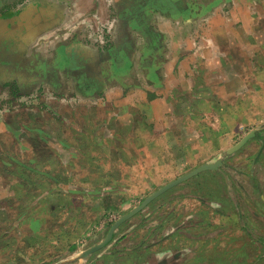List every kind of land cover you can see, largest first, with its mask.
I'll return each instance as SVG.
<instances>
[{
    "label": "crops",
    "instance_id": "0c3cea01",
    "mask_svg": "<svg viewBox=\"0 0 264 264\" xmlns=\"http://www.w3.org/2000/svg\"><path fill=\"white\" fill-rule=\"evenodd\" d=\"M263 52L264 0H25L0 18V174H5L1 190L18 191V207L26 190L33 191L28 206L40 205L42 198L52 200L61 175L68 179L80 159H100L102 147L117 140L126 141L128 149L135 145L134 154L137 149L138 154H146L140 149H152L148 140L170 142L177 136L191 158L199 151L184 134H201L197 140L203 144L212 140L211 133L213 140L231 139L240 130L235 126L250 124L249 118L241 117L252 110L253 98H248L247 88L235 91L226 80L240 79L245 84L251 76L263 81L264 66L249 70L254 62L264 63ZM244 63L248 64L242 68ZM255 87L253 93L263 94L260 86ZM218 90L236 99L228 104L219 98ZM211 114L223 119L224 132L207 122ZM177 119H182L184 129L173 134L171 126ZM101 121L104 133L97 134L94 128ZM139 128L151 137L138 135ZM261 129H248L224 152L233 159L241 150L240 162L227 169L237 176L247 175L251 185L240 187L244 184L235 182L222 193L210 188L194 197L190 206L182 203L174 229L150 231L143 240L132 238L135 229L126 238L128 250L112 264H236L242 256L247 260L244 264H259L264 257V186L252 173L264 170ZM250 134L240 148L230 151ZM89 140L103 145L89 147ZM248 143H258L260 149L244 153ZM179 150L168 152L184 156ZM126 155L131 157L128 151ZM245 157L246 166L241 161ZM256 157L253 165L250 158ZM216 161L215 169L200 173L213 172L223 166L220 160L196 168ZM41 183L48 186L42 195ZM9 236L0 234L4 252L0 264L15 257L20 262L37 259L35 250L23 256L22 233L17 234L22 246L10 245ZM158 238L157 248L153 245ZM249 239L255 254L249 251ZM90 248L65 250L56 263L111 264L105 261L108 253L86 255Z\"/></svg>",
    "mask_w": 264,
    "mask_h": 264
},
{
    "label": "rangeland",
    "instance_id": "374dc122",
    "mask_svg": "<svg viewBox=\"0 0 264 264\" xmlns=\"http://www.w3.org/2000/svg\"><path fill=\"white\" fill-rule=\"evenodd\" d=\"M24 1L0 0V18L17 9ZM247 64L244 63L242 68L246 67ZM249 66V70L253 71L255 67L259 69L261 66L263 68L264 63L254 62L253 65ZM261 80L252 78L251 76L245 78L247 82L245 84H241L240 79L234 78L231 80L232 82L226 80V82L231 84V88L234 86L235 91L241 92V88L243 90L247 88L250 95L248 98H253L249 109L252 110L248 112L244 111L241 117L245 120L249 118L250 124L245 127L235 126L234 129L238 128L240 130L237 134L232 133L234 136L231 139L227 137L225 140H213L215 135L211 133L210 137L212 140L206 144L197 140L199 134H184V137L188 136L187 143L199 151H195L197 154L191 158L186 157L187 152L179 145L177 136L171 138L170 142L166 139L163 142H160V140L156 142L148 140L147 144L150 145L148 147H152V149L150 150L144 146L143 149H140L145 150L146 154H138L139 149L134 154L133 148L135 147L136 149L135 145L133 148L128 149L126 141L117 140L114 143H109L110 146L108 147H102L104 149L99 152L101 155L100 159H96L93 162L91 160L84 162V158L80 160L78 158V168L75 169V172L69 176L67 174L68 179H65V175H61V182L56 183L58 189L54 191L56 194L53 195V199L42 198L40 205H27L33 201L32 197L29 196L33 193L32 190H26V198L22 201L20 207H18V191L10 189L1 190L0 188V234L3 235L4 232H7V235H10L7 241L13 247H17V245L22 246L20 243L21 239L17 241V234L22 233L25 238L23 247H25L26 253L23 256L27 257V253L33 250L37 252L34 255L37 258L35 260L20 262L23 260H18L15 257L12 261L9 260L7 264H57L56 261L58 262L59 257L62 256L65 250L72 253L73 251L76 252L82 248L87 249L99 244L104 239L110 226L146 196L205 162L220 160L223 166L213 172L206 171L199 173L185 183L168 190L143 210L122 223L114 231V236L110 242L96 253L102 251V254H110L105 259L106 263L120 262V255L124 254L121 252L128 250L130 246H127L126 238L130 237L135 229L136 234L134 233L132 238L138 240H143V236L150 231H153L155 234L161 229H174L177 217L176 210L181 207L182 203L183 205L185 203L190 206L193 204L192 200L194 197L198 198V194H206L205 192H208L210 188H217L219 189L218 192L222 193L224 192L223 189H226V186L230 187L235 182L244 184L240 187H244L246 183L251 185V182L247 179V175L237 176L227 169L228 167H232L231 163L236 162V160L240 162L241 158L239 157H241V154L239 153L241 150L234 154L233 159L225 157L224 152L233 146L237 138L242 133L247 132L248 129L264 128V80ZM254 85L260 86L263 94L253 93L256 92L254 91L256 89ZM218 95L220 99H223L228 104H232L233 100L236 99L235 95L220 90H218ZM240 97L241 93H239L238 99ZM257 112L259 113L257 114ZM236 114L237 117L240 116V112ZM209 116L207 122L210 124L215 123L216 126L214 127L218 131L224 132V126L221 122L223 119L217 120L212 117V114ZM101 120L105 121L103 118ZM104 121H101L100 125L94 128V132H97V134L104 133V130H102ZM121 126L120 124L118 127L120 128ZM171 129L173 134L182 132L184 129L182 119L173 120ZM196 130L199 131V127ZM136 132L147 139L151 137L145 129L139 128L136 129ZM218 136H220L219 133ZM82 143L85 145V142ZM258 143H248L245 145L242 148L244 149V153L251 151L255 154L258 151L257 149H260ZM88 145L89 147L91 145L98 147L99 145H103V143L89 140ZM177 148L180 149L179 151L185 152L184 156L180 157L168 152V150L176 151ZM122 150L130 152L131 157L126 155V151L125 153L123 151V156H120L119 153ZM183 152L179 153L183 155ZM247 158L245 157L241 160L245 166L247 165ZM250 159L253 161V165H256L257 157ZM226 160L228 161L227 163H225ZM260 160L264 161V154H262ZM81 163L83 167H81ZM239 167L247 171L246 167L242 165H239ZM243 173L246 174L247 172ZM252 174L255 178L259 179H255V181L264 186V170L259 169V173ZM4 175L0 174V182ZM242 176H245L244 179ZM15 177L17 178V175H14V178H12L15 179ZM6 180L5 178V182ZM47 184L41 183L40 195L48 190ZM71 186L72 188H70ZM63 187L67 188L63 189ZM19 192L23 191L20 190ZM184 192V195H178ZM37 194L35 192L31 196L34 197ZM180 198L184 200L181 201L182 199ZM20 209L24 211L23 214H20ZM22 216H25L27 220L21 221ZM35 235L37 238H34ZM251 242L252 240L249 239L248 243L250 244L248 248L250 252L255 254L256 247ZM132 245H134V242ZM160 245V239L158 238L157 245L153 246L157 247ZM1 254H4V252L0 250V257L2 256ZM217 258L222 261L224 260L223 255H217ZM17 260L19 261L18 263ZM246 262L247 260L244 256L238 257L234 261L236 264H244ZM259 264H264V257H260Z\"/></svg>",
    "mask_w": 264,
    "mask_h": 264
},
{
    "label": "water",
    "instance_id": "95a60500",
    "mask_svg": "<svg viewBox=\"0 0 264 264\" xmlns=\"http://www.w3.org/2000/svg\"><path fill=\"white\" fill-rule=\"evenodd\" d=\"M252 136V134H250L247 137H244L237 145H235L230 151H234L237 150L238 148H240L247 139H249ZM219 164V161H216L212 164H204L196 169H194L193 171H191L190 173H187L183 176H180L178 178H176L175 180L167 183L166 185H164L163 187H161L160 189H158L157 191L153 192L152 194H150L148 197H146L139 205H137L136 207H134L132 210H130L129 212H127L126 214H124L123 216H121L119 219H117L109 228L107 234L105 235L104 239L97 245H94L93 247H91L90 249L86 250L85 254H91L94 252L99 251L100 249H102L104 246H106L110 240L113 238L114 236V231L125 221H127L128 219H130L132 216H134L135 214H137L138 212H140L148 203H150L152 200H154L155 198H157L159 195H161L162 193H164L165 191L169 190L170 188L176 186L177 184L191 178L192 176L197 175L198 173L205 171V170H212L215 169L217 167V165Z\"/></svg>",
    "mask_w": 264,
    "mask_h": 264
}]
</instances>
